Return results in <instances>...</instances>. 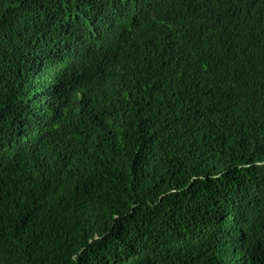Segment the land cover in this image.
Here are the masks:
<instances>
[{"label":"trees","instance_id":"trees-1","mask_svg":"<svg viewBox=\"0 0 264 264\" xmlns=\"http://www.w3.org/2000/svg\"><path fill=\"white\" fill-rule=\"evenodd\" d=\"M0 264H264V0H0Z\"/></svg>","mask_w":264,"mask_h":264}]
</instances>
